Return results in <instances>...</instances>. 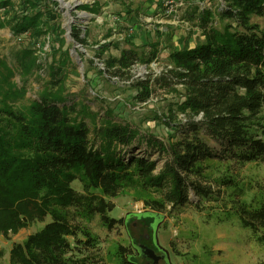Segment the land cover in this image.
<instances>
[{"label":"trees","instance_id":"trees-1","mask_svg":"<svg viewBox=\"0 0 264 264\" xmlns=\"http://www.w3.org/2000/svg\"><path fill=\"white\" fill-rule=\"evenodd\" d=\"M10 1L0 0L8 7L0 27L10 25L15 35L27 32L31 38L61 33L58 20L45 16L36 0H26L25 7L35 9L33 15L21 14ZM89 8L97 12L100 7L96 2ZM197 15L203 40L174 47L169 53L173 67L153 80L180 96L170 115L162 118L173 130L169 141L147 139L166 154L159 170L157 159L131 150L140 133L131 123L115 120L113 109L103 115L102 123L88 124L84 110L69 101L60 66L52 65L50 79L37 97L18 105L26 88L11 80L15 69L0 58V233L16 234L51 217L23 242L13 243L9 264H111L98 254L77 252L69 237L81 241L78 232L83 231L87 238L82 244L94 247L98 242L84 231L81 219L99 215L108 227L121 223L108 212L115 208L112 198L124 189H133L144 206L155 211L156 222L168 206L190 200L191 192L198 196L196 205L217 201L264 244V185L258 182L260 194L253 193L251 180L217 167L224 161H264V26L254 20L264 18V0H226L222 8L200 6ZM72 36L85 42L76 27ZM129 43L119 56L104 59L110 75L131 79L135 63H149L157 55L143 58L132 39ZM103 52L97 56L102 58ZM17 61L24 75L40 66L30 47L17 54ZM89 61L97 67L92 57ZM151 78L130 82L137 88L138 102L154 93ZM74 181L82 191L72 186ZM118 252L122 264H142V257L126 254L124 246Z\"/></svg>","mask_w":264,"mask_h":264},{"label":"rangeland","instance_id":"rangeland-1","mask_svg":"<svg viewBox=\"0 0 264 264\" xmlns=\"http://www.w3.org/2000/svg\"><path fill=\"white\" fill-rule=\"evenodd\" d=\"M36 1L40 4L38 9L43 8L45 16L58 20L56 26L60 25L61 33L50 31L31 38L27 32L15 35L10 25L0 27V58L15 69L11 80L18 86H24L27 91L17 104H29L37 97L39 90L50 79L52 65L60 66L69 101L77 102L78 108L84 110L88 124L93 127L96 123H102L103 115L113 109L115 120L131 123L140 133V139L138 137L135 146L130 149L136 154H149L157 159L159 170L166 160V154L161 153L156 145L148 144L147 139L169 141L173 130L162 118L170 115V109L180 99L179 94L153 81L155 97L139 103L135 99L136 87H131L130 83L123 85L113 82L104 70L91 65L89 60L97 56L101 49H104L103 60L109 55L119 56L122 48L130 46L129 39H132L141 57L148 58L156 52L162 64L173 63L169 59L171 50L184 47L188 40L197 41L202 33L195 23L200 1L184 0L179 14L185 22L165 18L161 0ZM10 2L21 14L28 12L33 15L35 12V9L25 7L28 4L26 0ZM96 2L100 7L97 12L89 8L96 6ZM218 2L214 0L215 7ZM5 13L7 11H1L0 16H6ZM119 17L122 21L116 20ZM254 20L264 26V18L254 17ZM72 27L81 32L80 36L85 39L83 45L73 38ZM47 35H50V39ZM62 37L65 39L63 44L62 41L60 43ZM25 47L36 50L40 64L26 75L21 73L17 61V54ZM146 64L149 63L140 60L134 64L132 71H142ZM107 74L110 75L108 70ZM183 116L179 114V118ZM260 118L264 123V106ZM217 167L220 172L234 174L238 179L251 180L253 193L260 194L258 185H264L263 160L244 165L224 161L218 163ZM72 186L82 191L79 181H74ZM197 199L198 196L191 192L190 200L174 207L168 206L167 211L159 213L161 218L156 222L155 211L146 208L133 189H124L112 198L115 208L108 212L111 217L121 218V223L108 227L102 224L99 215L81 219L84 231H89L98 242L91 248L82 244L87 238L83 231L78 232L81 241L69 238L77 252L98 254L111 264H122L118 252L120 245L125 247L128 255L139 254L143 259L142 264H264V244L256 241L241 226L237 215L229 213L214 200H204L196 205L193 202ZM50 220L51 217L47 216L44 221H34L16 234L5 236L0 233V263L9 264V252L14 242H23L30 233L39 230ZM140 244L155 251L159 257L156 263L154 256L144 255L140 251Z\"/></svg>","mask_w":264,"mask_h":264},{"label":"built area","instance_id":"built-area-1","mask_svg":"<svg viewBox=\"0 0 264 264\" xmlns=\"http://www.w3.org/2000/svg\"><path fill=\"white\" fill-rule=\"evenodd\" d=\"M200 1V5L202 8L207 7V8H211L213 7V5L211 4V1L209 0H199ZM218 6L217 8H222L225 4H226V0H218ZM185 4L184 0H161L160 1V5L162 8V14L165 18H174L175 20H180V21H184L181 16H180V11H181V6H183ZM212 5V6H211ZM7 6H2L0 5V12L1 11H6L7 10ZM115 17V16H114ZM121 18L119 17L118 19H116L117 21H122L120 20ZM185 22V21H184ZM81 33V32H80ZM48 39H50V35L46 36ZM77 43L79 45H83L82 42H78ZM40 44H38L39 46ZM92 58L94 59V63L95 65H97L98 68L104 70V73L113 81L116 83H120V84H129L131 81H133L135 78H142V79H146L150 74H152V81L154 80V78L160 74L163 73L164 70H166L168 67H173V63L167 62L166 64H162L161 63V59L159 56H156L151 62H149V64H146L145 67H143L142 71L139 72H133V76L131 79H120L119 76L116 75H108L107 74V69H106V65L104 64V60L99 57V56H92ZM149 65V68H147V66ZM154 96V93L151 94L150 99H152ZM147 101V100H146ZM144 101V102H146ZM143 102V103H144ZM142 103V102H139ZM184 118V116H183ZM185 119V118H184Z\"/></svg>","mask_w":264,"mask_h":264},{"label":"water","instance_id":"water-1","mask_svg":"<svg viewBox=\"0 0 264 264\" xmlns=\"http://www.w3.org/2000/svg\"><path fill=\"white\" fill-rule=\"evenodd\" d=\"M154 231V230H153ZM139 248H140V251L144 254V255H151V256H154L155 257V262L156 263L159 259V257L155 254V251L154 250H148V248L145 247L144 244H140L139 245Z\"/></svg>","mask_w":264,"mask_h":264},{"label":"crops","instance_id":"crops-1","mask_svg":"<svg viewBox=\"0 0 264 264\" xmlns=\"http://www.w3.org/2000/svg\"><path fill=\"white\" fill-rule=\"evenodd\" d=\"M209 1H211V4L213 5L212 8L215 9L216 7H215V5H214V0H209ZM212 5H211V6H212ZM203 38H204V36H203V34L201 33L200 36H199V38H197V41H189V40H188V41L186 42V45H185L184 47L187 48V47L194 46V45L200 43V42L203 40ZM194 39H195V38H194ZM178 47H179V46H178Z\"/></svg>","mask_w":264,"mask_h":264}]
</instances>
